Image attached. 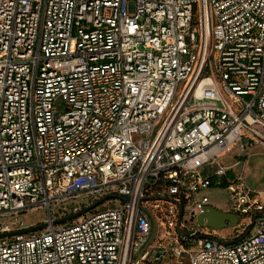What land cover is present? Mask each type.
<instances>
[{
    "label": "built area",
    "instance_id": "obj_1",
    "mask_svg": "<svg viewBox=\"0 0 264 264\" xmlns=\"http://www.w3.org/2000/svg\"><path fill=\"white\" fill-rule=\"evenodd\" d=\"M237 146L264 148V0H0V233L47 212L0 264H264L262 198L219 163ZM223 179L232 242L197 224Z\"/></svg>",
    "mask_w": 264,
    "mask_h": 264
},
{
    "label": "rangeland",
    "instance_id": "obj_2",
    "mask_svg": "<svg viewBox=\"0 0 264 264\" xmlns=\"http://www.w3.org/2000/svg\"><path fill=\"white\" fill-rule=\"evenodd\" d=\"M60 104H63L60 101ZM249 147L242 149L241 147L237 146L236 148L232 147L229 151L221 158L219 163L226 167L227 169H231L234 175L238 176L239 174L242 175L244 183L246 186L253 192L259 194L262 198V202L264 204V148L260 146L254 147L251 152L248 154ZM239 162L238 164H235ZM204 175H212L213 169L208 168L203 171ZM229 177V176H228ZM206 196L208 198V205L224 211L230 212L232 211L233 203L235 202L233 199V194L228 189V187L213 185L206 190L197 194V198L200 199L202 196ZM91 198L90 197H80L78 199H74L67 203L70 205L72 203L79 204L80 207L84 205V207L89 205ZM121 201L114 199L112 202H104L98 208H106V207H113V206H121ZM53 213L59 214V208L57 205L53 204ZM71 212V211H70ZM69 212V213H70ZM92 211H89L88 214H91ZM47 216V212L44 208H37L31 209L28 212L22 213V219L24 223V227L28 228L34 226L40 222H42ZM240 222L238 226L241 224H245L248 220V215L240 214L239 215ZM188 225H190L191 220L186 219ZM194 223V222H193ZM166 224H168L166 222ZM236 227V228H235ZM229 227L225 229H211L206 226L200 227L199 231L201 234H211V235H218L228 239L229 242L233 241L232 237L236 234V231H242L243 227ZM250 229V228H249ZM248 230L245 229L244 233ZM157 232H160V235H156ZM166 230L160 229L155 231V235L153 236L152 240L150 241L146 250H150L151 254H153V245L167 244L170 242L171 238L166 236L164 237ZM137 258V255L133 257V260ZM151 260V255L148 257V261L146 264H155L149 262Z\"/></svg>",
    "mask_w": 264,
    "mask_h": 264
},
{
    "label": "water",
    "instance_id": "obj_3",
    "mask_svg": "<svg viewBox=\"0 0 264 264\" xmlns=\"http://www.w3.org/2000/svg\"><path fill=\"white\" fill-rule=\"evenodd\" d=\"M111 198H118V199H121L123 201L127 200L126 197H122V196H119L117 194H109V195H106L103 198L97 200L93 204L85 207L82 210L70 213L64 217H61L59 219L54 220L53 224L65 223V222L71 221L73 219H76L77 217L84 215V214L88 213L89 211H92L93 209H96L98 206H100L106 200L111 199ZM76 207H77L76 204H71V205H69V210L72 211ZM181 217H182V209L180 207V214L178 217L176 230L179 234L187 237V236H189V232L180 228ZM238 223H239V217L235 213L224 212V211L218 210V209H216L210 205H206L202 209L201 213L197 216V224L199 227L206 226V227L211 228V229L220 230V229H225V228H229V227H235L238 225ZM46 226H47V223H39L37 225L31 226V227L24 229V230H21V231L11 232V233H0V238L6 237V236H11L14 234H27L30 232H35V231H38V230L45 228ZM152 237H153V232H152V235H151L149 242L143 247V249L141 250L138 257H140L144 253V251L148 247ZM194 237L200 238L201 235H196Z\"/></svg>",
    "mask_w": 264,
    "mask_h": 264
},
{
    "label": "trees",
    "instance_id": "obj_4",
    "mask_svg": "<svg viewBox=\"0 0 264 264\" xmlns=\"http://www.w3.org/2000/svg\"><path fill=\"white\" fill-rule=\"evenodd\" d=\"M232 176H233V173L230 174V177H232ZM220 186L227 187V186H228V181H227L226 179H223L222 182H221V184H220ZM245 226H246V225L243 224L242 226H239V227H243V229H244ZM235 239H237V238H236V236L233 235L232 240H235ZM231 242H232V241H231Z\"/></svg>",
    "mask_w": 264,
    "mask_h": 264
},
{
    "label": "flooded vegetation",
    "instance_id": "obj_5",
    "mask_svg": "<svg viewBox=\"0 0 264 264\" xmlns=\"http://www.w3.org/2000/svg\"><path fill=\"white\" fill-rule=\"evenodd\" d=\"M97 208H98V207H97ZM93 210H95V209H93ZM93 210H92V211H93ZM237 227H239V226L237 225ZM235 228H236V227H235ZM237 232H239V231H236V233H237ZM243 234H245V233H243ZM210 236H211V234L202 235L203 238H209Z\"/></svg>",
    "mask_w": 264,
    "mask_h": 264
}]
</instances>
